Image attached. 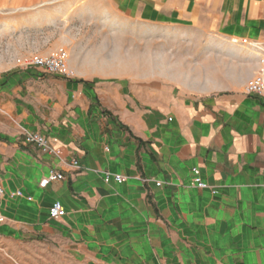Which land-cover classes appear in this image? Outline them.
Listing matches in <instances>:
<instances>
[{
	"label": "crops",
	"instance_id": "1",
	"mask_svg": "<svg viewBox=\"0 0 264 264\" xmlns=\"http://www.w3.org/2000/svg\"><path fill=\"white\" fill-rule=\"evenodd\" d=\"M144 1L156 17L264 48V0ZM250 54L256 62L238 86L189 95L161 83L131 89L125 77L0 69V257L264 264V99L245 93L258 66ZM27 133L55 152L24 144ZM194 167L203 189L191 186ZM51 170L64 179L41 188ZM105 173L124 180L106 183ZM56 201L66 211L59 219Z\"/></svg>",
	"mask_w": 264,
	"mask_h": 264
},
{
	"label": "rangeland",
	"instance_id": "2",
	"mask_svg": "<svg viewBox=\"0 0 264 264\" xmlns=\"http://www.w3.org/2000/svg\"><path fill=\"white\" fill-rule=\"evenodd\" d=\"M13 2L0 1V69L59 52L68 56V72L93 83L125 77L131 89L161 83L189 95L238 86L237 74L256 62L232 38L156 17L144 0ZM0 264L15 263L0 257Z\"/></svg>",
	"mask_w": 264,
	"mask_h": 264
},
{
	"label": "built area",
	"instance_id": "3",
	"mask_svg": "<svg viewBox=\"0 0 264 264\" xmlns=\"http://www.w3.org/2000/svg\"><path fill=\"white\" fill-rule=\"evenodd\" d=\"M231 42L233 44L245 45L256 54L258 58L256 73L246 81L244 89L246 94L264 99V48L260 43L251 42L247 39L232 38ZM28 65L41 68L46 73L54 76L69 77L70 75L68 72V56L65 53L53 52L45 57H35L28 62ZM23 141L26 145L35 146L44 154H53L55 152L49 139L40 133H27ZM72 165L78 167L79 163L77 160H74ZM192 173L193 178L191 186L199 189L205 188L206 183L202 178L200 168L194 167ZM103 178L106 183L116 182L120 184L124 180L121 176H115L110 173H105ZM62 179H64V176L61 173L51 170L47 176L42 178L39 185L41 188H46L51 182ZM157 185L160 186L161 183H157ZM3 194L4 190L0 187V197L3 196ZM18 194H20V192H18ZM65 214L66 211L62 203L60 201L54 202L51 208V217L59 219L64 217Z\"/></svg>",
	"mask_w": 264,
	"mask_h": 264
}]
</instances>
